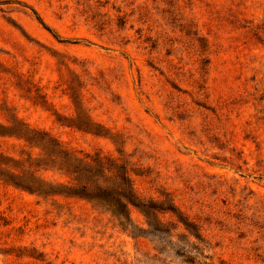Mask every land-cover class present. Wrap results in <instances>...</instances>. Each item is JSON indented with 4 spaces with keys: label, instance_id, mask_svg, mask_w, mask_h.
<instances>
[{
    "label": "rangeland",
    "instance_id": "obj_1",
    "mask_svg": "<svg viewBox=\"0 0 264 264\" xmlns=\"http://www.w3.org/2000/svg\"><path fill=\"white\" fill-rule=\"evenodd\" d=\"M0 264H264V0H0Z\"/></svg>",
    "mask_w": 264,
    "mask_h": 264
},
{
    "label": "trees",
    "instance_id": "obj_2",
    "mask_svg": "<svg viewBox=\"0 0 264 264\" xmlns=\"http://www.w3.org/2000/svg\"><path fill=\"white\" fill-rule=\"evenodd\" d=\"M38 21L47 29L46 25L41 21L39 17H37ZM82 125H79L81 127ZM34 133V130L26 129L23 134H29ZM34 136V134H32ZM32 138V137H30ZM52 141L53 140H49ZM48 141V142H49ZM51 151L49 153L51 158L57 161L58 164H65L66 171L71 173H80L83 171H90L89 169L92 168H100L101 171H108L110 172L112 169L114 170L113 173H115V179L118 180V185L113 187H107V186H97L94 185L92 187L83 184L79 188H75L72 186L65 187L67 188V191H50L52 190L50 184L41 180V194H59L62 195L64 193L76 195L78 197L86 198V199H94L99 202H113L112 204H115L117 206V212L119 215L124 216L129 220V214L124 211V209L127 208V206L133 205L136 207H140L141 211L146 215H152L157 210H169L175 213V207L174 205L170 204L166 208H163L161 204H158L156 202L150 201V202H143L137 195L136 191L134 190L132 180L128 174L127 168L125 165H114L113 167H110L107 165H111L112 161L108 159L106 156L102 155H96L95 157H91L90 155H84L82 157H79L77 155V152L71 149L64 148L59 143H52L51 145ZM54 162V161H53ZM17 187H20L22 189L30 191V187L28 185L21 184L20 182L14 183ZM113 193L116 195H119V198H115L113 196ZM181 222L185 226V228H192L190 222L184 221L181 219ZM152 225V224H150Z\"/></svg>",
    "mask_w": 264,
    "mask_h": 264
}]
</instances>
